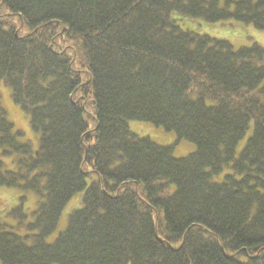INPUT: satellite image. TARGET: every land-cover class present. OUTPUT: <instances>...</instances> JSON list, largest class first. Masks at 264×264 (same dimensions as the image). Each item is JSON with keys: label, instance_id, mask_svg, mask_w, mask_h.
Listing matches in <instances>:
<instances>
[{"label": "trees", "instance_id": "16d2710c", "mask_svg": "<svg viewBox=\"0 0 264 264\" xmlns=\"http://www.w3.org/2000/svg\"><path fill=\"white\" fill-rule=\"evenodd\" d=\"M186 20L264 30V0H0V264H264V48Z\"/></svg>", "mask_w": 264, "mask_h": 264}, {"label": "rangeland", "instance_id": "374dc122", "mask_svg": "<svg viewBox=\"0 0 264 264\" xmlns=\"http://www.w3.org/2000/svg\"><path fill=\"white\" fill-rule=\"evenodd\" d=\"M184 25H190L195 26L194 28L198 33H208L212 37L215 38H222L228 40L234 47H239L242 45H250L253 42L260 44L264 48V30H260L255 28L251 24H242L235 21H222V22H216V23H202L196 21H189L186 20ZM200 26H198V25ZM197 26V28H196ZM7 95V94H5ZM5 105L7 108H9V115L10 119L14 121L15 127L21 131L24 132L25 139L32 140V146L34 148L37 147V137L36 135L31 131L28 118L26 119L22 113L19 111L16 105H14L10 99L9 96H6ZM150 126V127H149ZM129 127L131 130L136 132L138 135L142 136H148L153 141L160 143V144H172L174 143L176 137L171 132H166L161 128H157L156 126H151V124L147 122H141V121H132L129 123ZM153 127V129H151ZM137 130V131H136ZM154 132H153V131ZM141 132V133H140ZM144 133V134H143ZM151 133V134H150ZM184 145H187L184 147ZM194 148L193 144L182 140L179 141L174 145L173 148V154L174 156H180L182 154L189 153ZM9 190H3L0 193V217L2 218L1 221L10 220V217L3 214L9 210L13 205H16L17 202L20 201L21 193L20 191H16L14 189ZM81 194L82 192L76 193L70 200L67 202L66 206L63 208L57 227L56 229L46 238L48 242H52L53 239L56 237V234L65 226L67 217L71 211H73L75 208L78 207V203H80L81 200ZM13 197V199H12ZM12 199V201H11ZM1 200L4 201V203H1ZM33 198L31 195L29 197H26L23 201V206L25 208V211L27 213L26 220H31L33 218V214L31 213L33 211ZM6 201H11L9 206Z\"/></svg>", "mask_w": 264, "mask_h": 264}]
</instances>
